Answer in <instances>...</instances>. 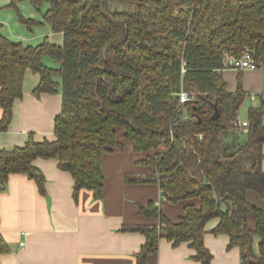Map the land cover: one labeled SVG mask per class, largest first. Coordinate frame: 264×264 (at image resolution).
I'll list each match as a JSON object with an SVG mask.
<instances>
[{"label":"trees","instance_id":"obj_1","mask_svg":"<svg viewBox=\"0 0 264 264\" xmlns=\"http://www.w3.org/2000/svg\"><path fill=\"white\" fill-rule=\"evenodd\" d=\"M22 1L63 43L30 47L0 33V133L12 121L27 71L39 77L34 97L60 93L62 103L53 140L29 134L24 146L0 150V192L11 175H25L45 195L44 176L32 163L53 159L71 175L75 202L81 190L100 200L102 157L123 148L116 134L122 129L134 151L147 154L137 164L151 169L125 175L126 183L157 185L170 204L198 201L176 222L153 202L138 208L157 224L121 229L145 237L137 264L157 254L162 239L186 243L194 260L210 264L204 235L211 220H218L212 234L227 236V249L239 248L240 264H264V212L247 200L249 192L264 196V100L248 110L244 131L246 95L240 82L228 92L222 77L225 57L246 52L264 71V0H11L8 7L32 31L40 24L22 17ZM121 2L132 11L112 7ZM45 57L57 68L45 66ZM181 90L194 100L179 103Z\"/></svg>","mask_w":264,"mask_h":264},{"label":"crops","instance_id":"obj_2","mask_svg":"<svg viewBox=\"0 0 264 264\" xmlns=\"http://www.w3.org/2000/svg\"><path fill=\"white\" fill-rule=\"evenodd\" d=\"M10 2L0 0V33L5 38L30 47L40 45L45 39L55 46L62 45V34L52 32L28 1L18 3L17 8L23 18L40 24L32 31L19 23L14 10L8 7ZM222 77L228 92L234 93L240 82L245 95L253 96L252 101L257 96L260 102L264 100L261 69H224ZM38 83V75L27 71L22 98L13 106L12 121L7 131L0 133V150L24 146L29 134L37 142L54 139V120L60 114L62 97L60 93L34 97ZM1 116L0 109V119ZM116 134L123 148L102 157L100 200L92 192L81 190L75 202L71 175L61 171L53 159H36L32 163L44 176L45 195L25 175L8 178L0 192V264H137L145 237L121 229L157 224V220L138 214L139 207L153 202L171 222L183 215L185 205L198 207L197 200L170 204L157 185L126 183L125 175L147 174L151 169L137 164L147 154L136 153L134 145L124 139L122 129H117ZM262 153L264 169V146ZM247 200L264 212V196L249 192ZM217 224L218 220H211L205 225L204 245L212 255L210 264H240L239 248L227 249L228 237L212 234ZM20 243H23L21 248ZM256 243L258 240H254L255 250ZM193 256L194 251L186 243L174 247L162 239L157 254L148 256L144 264H199Z\"/></svg>","mask_w":264,"mask_h":264},{"label":"built area","instance_id":"obj_3","mask_svg":"<svg viewBox=\"0 0 264 264\" xmlns=\"http://www.w3.org/2000/svg\"><path fill=\"white\" fill-rule=\"evenodd\" d=\"M224 69H231L235 71H244V70L255 71V70H259L260 68H259L258 63L254 61L252 54L249 52H246L241 58H233L230 56H226L225 61H224ZM182 73H184L183 69H182ZM178 97H179V103L181 104H185L187 102L194 100L193 96H191L190 94H188L187 92L183 90L180 91V93L178 94ZM251 99H254L253 96ZM239 126L244 131H246L247 122L239 123ZM1 190L2 191L4 190L3 186H1ZM22 246H23V243H20L19 247L21 248Z\"/></svg>","mask_w":264,"mask_h":264},{"label":"rangeland","instance_id":"obj_4","mask_svg":"<svg viewBox=\"0 0 264 264\" xmlns=\"http://www.w3.org/2000/svg\"><path fill=\"white\" fill-rule=\"evenodd\" d=\"M112 7H115V8H118L119 10H122V11H132L133 9V5H129V4H126V3H115L112 5ZM44 65L49 67V68H57V65L56 63L49 57H45L44 58ZM237 76V75H236ZM236 76H235V80H236ZM239 81V79H238ZM255 101L251 100V97L250 96H246V98L244 99V102L243 104L241 105L240 107V111H239V122H247V114H248V110L249 108L251 107H257L260 105V99L259 97H255ZM245 137L243 134L240 135V140H243ZM256 241L258 240L257 238L255 239ZM257 244V243H256ZM255 245V244H254Z\"/></svg>","mask_w":264,"mask_h":264},{"label":"water","instance_id":"obj_5","mask_svg":"<svg viewBox=\"0 0 264 264\" xmlns=\"http://www.w3.org/2000/svg\"><path fill=\"white\" fill-rule=\"evenodd\" d=\"M217 118H218V111H217V108L215 107V110H214V113L212 116V120H216Z\"/></svg>","mask_w":264,"mask_h":264}]
</instances>
